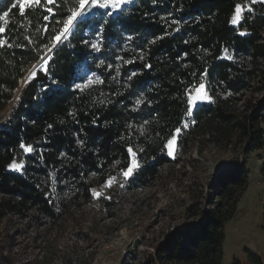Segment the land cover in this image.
Masks as SVG:
<instances>
[{"label":"trees","instance_id":"16d2710c","mask_svg":"<svg viewBox=\"0 0 264 264\" xmlns=\"http://www.w3.org/2000/svg\"><path fill=\"white\" fill-rule=\"evenodd\" d=\"M250 1L134 0L111 17L99 11L103 19L74 26L14 101L19 79L50 47L73 5L41 0L25 3L22 13L20 0H0V112L13 103L0 124V264H21L35 249L44 251L26 264L45 261L70 211L81 213L92 188L125 170L132 153L142 161L135 179H154L168 160L166 142L188 119L186 132L196 141L243 158L264 147V3H251L238 28L230 23L236 5ZM104 20L102 51L95 52L82 41L95 40ZM206 69L212 99L189 116L188 91ZM93 74L100 82L74 88ZM21 155L23 170L10 171ZM246 183L240 167L212 175L186 210L190 222L173 227L136 264H221L224 226ZM245 253V262L231 264H264ZM63 258L61 264L84 259Z\"/></svg>","mask_w":264,"mask_h":264},{"label":"rangeland","instance_id":"374dc122","mask_svg":"<svg viewBox=\"0 0 264 264\" xmlns=\"http://www.w3.org/2000/svg\"><path fill=\"white\" fill-rule=\"evenodd\" d=\"M251 3L252 1L239 4L241 12L237 24L231 22L236 15L235 8L230 18L232 26L238 28L245 13L251 11ZM95 10L106 13L112 11L111 7H97ZM117 12L119 11L115 13ZM238 32L247 31L238 29ZM32 65L26 73L32 72ZM202 82L206 87L201 95L210 96L206 83ZM199 84L188 91L189 99H194V103L189 104L192 111L211 101L195 99ZM9 108L10 106L0 112V115ZM189 126L188 119L180 132L175 131L169 138L175 137L172 155L168 154L165 147L164 154L168 160L157 168L154 179L143 184L135 179L142 161L132 153L130 163L138 161L140 164L139 168L134 169L132 176L125 179L121 171L112 176L115 177L114 181L110 177L104 183L95 185L91 190L90 201L82 206V212L70 211L69 217L63 220L61 236L58 243L53 245L55 251L48 248L51 255L41 264H61L63 257H68L73 263L84 258L83 264H136L173 227L190 222L186 218V210L196 202L212 175L236 167L245 170L247 183L234 215L224 226L221 264H231L233 259L245 262L246 250L257 253L264 259V176L261 173L264 147L243 158L232 150L217 148L202 139H192L186 132ZM23 152L29 151L24 148ZM12 164L22 167L17 170L8 166L10 171L21 172L24 166L23 156L17 157L10 165ZM42 251L35 249L22 255L18 263L26 264L32 255L40 256Z\"/></svg>","mask_w":264,"mask_h":264},{"label":"snow or ice","instance_id":"6c2138e0","mask_svg":"<svg viewBox=\"0 0 264 264\" xmlns=\"http://www.w3.org/2000/svg\"><path fill=\"white\" fill-rule=\"evenodd\" d=\"M36 3L37 5L40 4L41 0H20V9L21 12H24L25 9V3L31 5L32 3ZM48 3H52L53 0H47ZM67 3L72 4L73 6L70 9V13H65V17L62 20V27L59 29V31L53 35L51 37V47L45 46L47 48L48 53H51L55 50L56 47H58L60 44L64 43L65 41H67L69 39V34L73 33V28L75 26V28L77 30H79V27L86 23L89 19H94L96 17H100L101 19H103V15L102 13L97 12L95 9L98 7L100 9H107L109 7H111L112 11H109L106 13L107 16L111 17L114 15V13L116 11H123V6L132 3V0H66ZM153 2H155V0H153ZM258 2V0H252V3H256ZM259 2L264 3V0H259ZM49 12H52V9L49 8L48 9ZM240 12H241V5H236V15L233 17L232 19V23L233 24H237L239 22L240 19ZM4 16H7L8 13L5 12L3 14ZM44 19L47 20L48 17L44 16ZM59 23V22H58ZM108 21L104 20L103 23H101L99 25L98 31L96 32V39L89 41V40H83L82 42L91 48V50L95 51V52H100L102 51V42H103V30L105 28V26L107 25ZM245 33L241 32L240 35H244ZM128 40L133 39L132 36H128L127 37ZM155 41H150V43H154ZM50 58V57H49ZM143 57H141L142 59ZM43 59V62L45 65H47L48 63V59ZM104 61L101 60L100 64L97 65V67H99L100 65H103ZM148 67H150V65H146ZM107 67L111 68L112 65L109 64L107 65ZM33 69H35V65L33 66ZM45 71H47V68L45 67L44 69ZM208 74V70L206 69L204 73L201 74V80L203 81V77L206 76ZM36 75L35 71L33 70L31 72V74L29 75L28 79L31 80L34 76ZM133 76L136 75V73L132 74ZM93 75H90L87 77V80L83 83H76L74 85L75 89H82L83 84H92L94 82H100V78L98 76L95 77V80L93 79ZM129 80L132 79V76L128 77ZM53 83H55V81H53ZM205 84L203 82H201L197 88V93L198 95L195 97V99H202V100H211L212 97L208 96L206 94L201 95V93L204 92L205 89ZM141 100L137 99L136 100V104H140ZM194 103V99L190 98L189 99V104H193ZM192 114V109L191 107L188 109L187 115H191ZM187 126V125H185ZM49 127H51V125H49ZM176 133L180 132V129L177 128L175 129ZM78 143H83V141H78ZM175 145V137H173L172 139H169L165 145V147L168 149V154L172 155V151ZM21 147H24V145H21ZM31 150V146L25 148V151H30ZM129 152H132V149L129 148L128 149ZM63 155V154H62ZM10 168H16L17 170H19L22 165H18V164H12L9 165ZM140 167V164L138 161H133L132 163L129 164L128 168L126 170H123V176L125 179L129 178L130 176L133 175L134 169H137ZM113 181L115 180V177L111 178ZM123 186V185H121ZM95 195H99V193H95Z\"/></svg>","mask_w":264,"mask_h":264},{"label":"water","instance_id":"95a60500","mask_svg":"<svg viewBox=\"0 0 264 264\" xmlns=\"http://www.w3.org/2000/svg\"><path fill=\"white\" fill-rule=\"evenodd\" d=\"M73 30H74V28H73ZM70 35V34H69ZM61 45V44H60ZM59 45V46H60ZM58 46V47H59ZM50 47H51V45H50ZM58 47H56L55 48V50L58 48ZM54 50V51H55ZM53 51V52H54ZM53 52H51V53H48V51H46L45 53H44V55L40 58V59H38V60H36L34 63H33V65L35 64L36 66H38V67H36L35 69H34V71H35V73H37V71H39V70H41V68H42V66H44L45 64H44V62H43V59L42 58H44V59H50L49 57H51V55L53 54ZM36 77V75L31 79V80H33L34 78ZM31 80H29L28 79V77L25 79V81L22 83V84H20V82H18V87L15 89V91H14V93H15V99H14V101H18V99H19V95L21 94V92H22V89L26 86V85H28V83L31 81ZM12 106H13V103L11 104V106H10V108L3 114V115H0V124H2V123H4L5 121H6V119H7V117H8V114L10 113V111L12 110Z\"/></svg>","mask_w":264,"mask_h":264},{"label":"bare ground","instance_id":"6f19581e","mask_svg":"<svg viewBox=\"0 0 264 264\" xmlns=\"http://www.w3.org/2000/svg\"><path fill=\"white\" fill-rule=\"evenodd\" d=\"M34 65H35V64H34ZM34 65H32L31 71L34 70V69H33V66H34ZM36 67H38V66L35 65V68H36ZM30 74H31V73H29V72L26 73V74H24L23 77L21 78V82H20V79H19L20 84H22V83L25 81V79H26L27 77H29Z\"/></svg>","mask_w":264,"mask_h":264}]
</instances>
